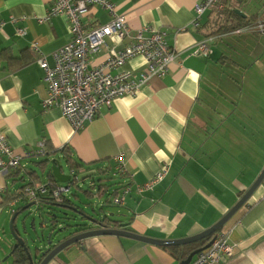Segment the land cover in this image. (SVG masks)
<instances>
[{
  "label": "crops",
  "instance_id": "0c3cea01",
  "mask_svg": "<svg viewBox=\"0 0 264 264\" xmlns=\"http://www.w3.org/2000/svg\"><path fill=\"white\" fill-rule=\"evenodd\" d=\"M203 1L111 0L132 33L145 26L165 32L177 57L164 77L152 79L133 96L116 98L75 131L58 107H42L46 85L36 62L39 55L30 48L35 44L53 66L51 54L72 38L67 18L58 15L45 21L50 0H0V134L15 154L24 155L19 169L0 172V264L14 261L13 255L7 257L12 246L8 225L16 210L28 205L18 196L22 187L49 184L36 163L48 159L50 168L59 166L61 174L69 177L60 185L71 180L69 167L65 173L60 164L64 148L81 166L76 173L79 182L90 185L99 176H115L121 185L130 186L114 220L152 240L200 234L253 184L264 168V98L258 99L264 90L248 99L240 90L236 98L235 81L221 70L226 65L245 70L231 59L229 50L254 45L252 38L261 34H229L211 43L207 56L192 55L205 33H213L207 12L200 29L193 27L195 6ZM251 1H243L242 17H249L244 9ZM255 1L260 9L253 15L261 12L263 4ZM83 21L106 24L110 16L94 8ZM17 29L23 34L18 35ZM125 44L108 39L90 57L91 65H101L111 49ZM145 68L144 58L136 57L114 72L138 74ZM221 81L227 86L221 88ZM40 142L47 156L29 155ZM164 164L169 166L166 176L138 194L136 186L153 179ZM221 231L228 233L233 252L220 264H264L263 184ZM195 243L172 251L128 237L96 236L60 251L48 264H182ZM37 257L35 261L39 253Z\"/></svg>",
  "mask_w": 264,
  "mask_h": 264
},
{
  "label": "built area",
  "instance_id": "2783aa9c",
  "mask_svg": "<svg viewBox=\"0 0 264 264\" xmlns=\"http://www.w3.org/2000/svg\"><path fill=\"white\" fill-rule=\"evenodd\" d=\"M94 8H99L110 16L106 24L89 25L84 22ZM239 10L237 0H204L195 6L193 27L200 29L202 16L207 12L211 32L197 42L193 49L194 56H207L211 43L225 36L240 34L264 35V6L259 18L249 25L229 31L220 32L225 25L224 18L229 12ZM64 15L71 27V41L51 54L54 62L49 66L35 44L30 46L39 57L37 64L43 71V81L47 96L42 102L44 109L58 107L62 116L73 130L82 129L91 122L100 109L109 108L119 97L133 96L154 78H162L174 62L176 52L167 44L166 33L152 26H145L132 33L122 16L116 14L111 0H50V7L45 18L48 21L55 16ZM18 35L23 31L16 30ZM108 39L121 45V49H111L106 60L99 66H92L90 57L101 47L106 46ZM142 57L146 68L138 74L114 72L127 61ZM33 156H45V144L40 142ZM24 155H18L9 147L5 137L0 134V172L21 167ZM169 166L162 165L160 171L149 182L136 186L135 191L141 194L149 191L168 173ZM76 170L69 172L71 184L50 189L47 185L25 184L20 193L25 195L28 203L39 204L41 198L51 197L61 204L71 187L79 183ZM264 185V183H263ZM129 185H121L119 193L112 204L121 206L125 196L130 193ZM51 192V194H50ZM233 248L229 243L228 233L221 231L214 236L210 246L193 257L190 264H220L232 256Z\"/></svg>",
  "mask_w": 264,
  "mask_h": 264
},
{
  "label": "rangeland",
  "instance_id": "374dc122",
  "mask_svg": "<svg viewBox=\"0 0 264 264\" xmlns=\"http://www.w3.org/2000/svg\"><path fill=\"white\" fill-rule=\"evenodd\" d=\"M251 1V0H250ZM260 5L255 1L252 0L247 7V9H244V12L251 16L255 12L258 11ZM252 37V36H250ZM255 42L254 45H251L249 47L245 46L243 47H237L235 52H231L229 50V55L231 59L238 61L245 70L243 71H236L235 69H230L228 65L221 70L222 75L231 77L233 81H235L234 89H236V98L239 96V91L245 96L247 99L249 97H254L255 94L259 93L260 91L264 90V35H258L254 38H252ZM220 55V54H219ZM221 75V74H220ZM230 85L232 83H229ZM229 85V86H230ZM219 86L221 88L227 86V81L223 82L221 81ZM232 88V90H233ZM264 98V94H259L258 99ZM259 103V100H256ZM235 147V146H234ZM236 150V149H235ZM62 170L67 173V164L65 161H60ZM96 186L99 185H105L108 187V190L106 194L101 197L99 202L96 201L94 198H86L84 194H82L79 190H85L88 185L83 184L82 182H79L76 187H73L70 191V195L72 192H76L79 194V200H74V205L79 208L87 218L91 219H97L98 218V210L99 208H103V213L108 216L112 217L113 219H117L116 211H120V206H116L112 203L105 204L104 202L110 200V195L114 190H116L119 186L118 179L113 176L111 180H104L95 181ZM72 196V195H71ZM97 203V204H96ZM29 204V203H28ZM100 204V205H99ZM105 205L104 207H100L101 205ZM102 205V206H103ZM95 206V207H94ZM98 206V207H97ZM76 209V208H75ZM58 210V211H56ZM51 210H47V208L43 209H37L36 206H31L25 211L21 212L19 217L16 220V226L21 231L22 227L24 226L26 228V231L28 232V235H22L26 240L31 249H33L34 246H37L39 248H42V245H45L47 242L48 235L50 233L51 227L49 223L46 224V229L41 231V228H39L40 222L45 221L48 219L47 212H50ZM55 216L58 217H67L68 219L64 221H59L57 223L55 230H52V239L56 238L58 239L60 234V229L62 228L63 224L69 226L66 232H61L64 236H67V234L74 230L75 225H81L86 224L89 225V221L87 218H83L80 214L70 211V210H64V209H58L55 208V210L52 212ZM112 215V216H111ZM24 222V224H23ZM34 224L36 228V232L32 231L31 225ZM9 230V228H8ZM22 233V231H21ZM57 234V235H56ZM10 236V234H9ZM8 236V237H9ZM10 242L14 243V241L11 239Z\"/></svg>",
  "mask_w": 264,
  "mask_h": 264
},
{
  "label": "water",
  "instance_id": "95a60500",
  "mask_svg": "<svg viewBox=\"0 0 264 264\" xmlns=\"http://www.w3.org/2000/svg\"><path fill=\"white\" fill-rule=\"evenodd\" d=\"M236 12L238 14L244 16L240 11H236ZM51 163H53V162L51 161ZM50 169H51L52 175L55 178L57 183L63 184L69 180L68 176H63L61 174L59 166L51 165ZM262 183H264V168L262 169V171L260 172V174L258 175L256 180L253 182V184L246 190V192L241 196V198H239L237 203L216 224H214L212 227L201 232L198 235H195V236H192L189 238H185V239H181V240H173V241L152 240V239L144 238L142 236H139L137 234H134L130 231L123 229L124 228L123 225L120 229L101 227L97 223V221L102 218L101 216L99 218H97L96 220L95 219L93 220L91 218H87V216H85L83 211L81 212V210L79 208L78 209L77 208L76 209L75 208H65V210L74 211V212L80 214L83 218H87L90 225L91 226L94 225L97 228H94L93 230H89L86 232L74 234V235L69 236L65 239H62L61 241L60 240L56 241L55 238L50 239L51 235H48L47 242L44 245V247H42V248H44V250H41V248H39L37 246H34L33 249H31L27 243V240L22 236L24 234L28 235V232L26 231V228L24 226L22 227V230H21L22 233L18 229V227L15 224V221H16L19 213H14L11 216L10 221H9V225H8V228H9L8 231H9L10 237L12 238L14 243L11 246V252L9 253V255L7 257L12 256L14 254L15 250H17L18 248H21L23 250V254L26 257L27 264H48L60 251L68 248L71 245L78 244L87 238L96 237V236H110V235H112V236L128 237V238H132V239H135L138 241L151 243V244L163 246V247L183 246V245H188L191 243L198 242V241L206 239V238L211 239L206 246L191 252L188 255V257L186 258V260H184L182 262V264H190V262L192 261L194 256H196L198 253L207 249L210 246L212 240L214 239V236L223 228V226L231 219V217L246 203V201L251 197V195L255 192V190ZM31 206H36V205L34 203H30V204L24 206L22 208L21 212L25 211L26 209H28ZM77 210H79V211H77ZM47 220L40 222L39 228H41V231L46 229V224L48 223ZM41 223H43V225H44L43 227L41 226ZM31 228H32V231L36 232V228H35L34 224L31 225ZM62 232H64V231H62ZM69 233L67 235H69ZM35 250H37V251L35 252ZM38 253H39V259L37 261H35V258H38L37 257Z\"/></svg>",
  "mask_w": 264,
  "mask_h": 264
},
{
  "label": "trees",
  "instance_id": "16d2710c",
  "mask_svg": "<svg viewBox=\"0 0 264 264\" xmlns=\"http://www.w3.org/2000/svg\"><path fill=\"white\" fill-rule=\"evenodd\" d=\"M243 1L244 0H237V2L239 4V11H240V7H241ZM262 2H263V4H262V8H263L264 0ZM236 11H238V10H233V11L229 12L228 15L224 18L225 25L220 29V32H229V31H233V30L245 27V26L249 25L250 23H252L257 18H259L260 15H261V13L259 12L258 14H255V15H252V16H249V17H242ZM261 11H262V9H261ZM62 151H63V154H64V161L66 162L67 166L69 167V171L76 170L78 172V171L82 170L80 165H77L76 163H74L71 160L70 152H69V150L67 148H64ZM47 154L48 153H46V156H47ZM36 166L41 171L40 173H45L46 177L49 179L48 180L49 184H47V186L50 189H53V188H55L57 186H61L60 184H58L55 181V179H54V177L52 175L51 169L49 167V160L48 159H44L43 161H40V162L36 163ZM111 178H112V176H105L104 178H102V176H99V179L96 178V180H99V181H103V179L104 180H108V179L111 180ZM70 184H71V180L67 183V185H70ZM76 186L77 185H75L73 187H76ZM73 187H71L70 191L72 190ZM89 187L90 188H86L85 191H81L82 194H84L86 198H90V199L94 198V199H96V201L98 200L97 202H99L101 197H103L106 194L107 190H108V187L105 186V185L104 186L103 185H99L97 187L95 181L93 183H90ZM120 188H121V184L119 183L118 188L116 190H114L111 194H109L110 195V200L104 202L106 205L112 203V200L117 197ZM70 191H69V193L66 196L63 197L64 200H63V202L61 204L55 203L54 200H52L51 197H47L45 199L41 198L39 204L36 205L37 209L47 208V210L48 209L51 210L50 212H47V215H48V220L47 221H48V223H49V225H50L52 230H55V227H56L57 223H59V221H64L65 222V220L68 219L67 217H58V216L55 217L54 214L52 213L55 210V208L64 209V210H65V208H77L74 205L73 201L76 200V199L79 200V194H77L76 192H72L71 193L72 196H71L70 195ZM77 191H79V189ZM243 193L241 192L240 196ZM50 194H51V192H50ZM18 196L23 199L24 203L28 204V202L25 199V195L24 194L20 193V194H18ZM102 205L100 207H104L105 206V205H103V206ZM21 210H22L21 208H18L16 210V213H21ZM56 211H58V210H56ZM77 211H79V210H77ZM98 212H99L98 218L100 216L102 218L99 219L97 221V223L101 227L113 228V229H119L121 227L120 222L114 220L112 217L106 216L103 213V208H99ZM41 226L42 227L44 226L43 223H41ZM68 227L69 226L63 224L62 228L60 229V237L58 239H56V241H59V240L61 241L62 239H65V238H67L69 236H72L74 234L86 232V231H89V230H93L94 228H97L96 226H94V225L91 226L90 224L89 225H86V224L75 225L74 230L71 231L69 233V235L64 236L61 232L62 231L66 232ZM52 230H50V233H49V235H51L50 239L52 238ZM210 240L211 239L206 238V239L198 241L195 244L190 245L191 246L190 251L185 253L184 257L187 258L188 255L191 252H193V251H195L197 249L203 248L204 246H206L208 244V242ZM176 249L177 248H175V247L171 248L172 251H175ZM13 259H14L13 264H27L26 257L23 254V250L21 248H18L17 250H15V252L13 254Z\"/></svg>",
  "mask_w": 264,
  "mask_h": 264
},
{
  "label": "bare ground",
  "instance_id": "6f19581e",
  "mask_svg": "<svg viewBox=\"0 0 264 264\" xmlns=\"http://www.w3.org/2000/svg\"><path fill=\"white\" fill-rule=\"evenodd\" d=\"M239 11V10H238Z\"/></svg>",
  "mask_w": 264,
  "mask_h": 264
}]
</instances>
